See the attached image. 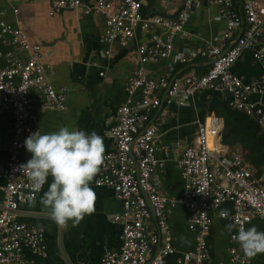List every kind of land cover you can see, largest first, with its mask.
Wrapping results in <instances>:
<instances>
[{"label":"built area","instance_id":"2783aa9c","mask_svg":"<svg viewBox=\"0 0 264 264\" xmlns=\"http://www.w3.org/2000/svg\"><path fill=\"white\" fill-rule=\"evenodd\" d=\"M6 1L14 4L18 0ZM180 1L179 12L167 17L144 15L141 0H96L90 6L83 5L82 0H50V14L60 8H81L83 13L99 14L103 19L100 40L104 43L128 47L137 32L146 37L130 46L137 65L124 81L125 97L116 108L115 124L108 129L114 147L104 153V164L94 181L97 186L113 189L122 205L121 212L113 216L122 225L121 245L116 251H105L100 264H164L165 258L176 252L170 213L178 202L187 207V227L194 234V246L178 257L181 264H205L209 258L208 234L214 216L224 218L220 215L223 202L232 205V213L225 218L231 224L239 222L238 226L247 229L252 219H264V176L222 142L223 125L218 116L198 122L195 143L185 146L175 160L184 181L180 196H168L154 185L153 175L164 167L169 151V146L163 145L164 157L156 155L158 127L149 121L162 104L181 106L188 97L205 89L224 93L229 96L230 107L253 118L264 132V107L259 100L251 99L264 93V0H241L240 10L234 9L231 0ZM200 1L218 7L225 27L217 35L218 41L189 49L179 61L199 57L210 60L206 72L150 76L147 66L171 55L176 36L183 32L189 14ZM12 10L18 11L16 7ZM2 13L0 41L7 39L13 49H0V58L4 60V65H0V114L10 112L12 127L8 159L0 171L4 179L0 264H26L23 249L42 255L45 243L42 228L18 219L20 206L33 201L39 193L20 170L32 158H24V142L37 132V110L67 109V89L52 84L47 65L40 60V44L32 42L21 27L7 22ZM244 25L234 42L226 45L232 32ZM249 49L263 72L244 81L232 71V65ZM18 51H25L27 57L23 59ZM106 54L111 55V50L107 49ZM237 231L229 235V260L233 264H253L232 238Z\"/></svg>","mask_w":264,"mask_h":264},{"label":"crops","instance_id":"0c3cea01","mask_svg":"<svg viewBox=\"0 0 264 264\" xmlns=\"http://www.w3.org/2000/svg\"><path fill=\"white\" fill-rule=\"evenodd\" d=\"M95 1L82 0L85 6L93 5ZM231 2L234 9H241V0ZM12 7L18 11L13 12ZM181 7L180 0H141V12L144 15L173 17ZM50 10V0H18L14 4L0 0L2 17L21 27L32 42L40 44V60L47 65V75L52 84L56 88L64 86L67 89V109L36 111L37 131L48 134L67 126L70 130L89 134L95 132L103 138L105 152L110 151L114 143L108 129L115 124L116 108L124 100V81L137 65V59L129 49L146 37L137 32L128 47H122L116 42L104 43L100 40L103 19L99 14L92 11L86 14L81 8H60L52 14ZM224 27L225 21L219 18L218 7L200 1L189 14L183 32L176 36L171 55L157 64L148 65V74L158 77L172 72L178 76H191L206 72L209 60L205 58L199 57L184 63L179 59L189 49L218 41L217 35ZM245 27L235 29L225 44H232ZM154 31L159 32V29L155 28ZM0 49L7 51L13 47L4 39L0 41ZM107 49L111 50V55L106 54ZM251 52L250 49L244 50L232 65V71L244 81L255 79L263 72L261 64L253 58ZM17 54L23 59L27 57L25 51H18ZM0 65H4L3 58H0ZM251 99L259 100L264 107V93L254 95ZM221 101L228 102L229 96L205 89L188 97L181 106L162 104L152 113L149 121L158 127L156 155L163 158L162 146H169L164 167L157 169L153 175L154 185L162 193L180 196L184 181L175 160L185 146L195 143L198 122L214 115L220 118L224 126L223 118L213 108ZM10 119L9 111L0 114V171L8 159V144L12 137ZM225 145L229 151L239 153L249 162L239 144ZM30 156L32 154L26 150L24 158ZM95 178L90 183L95 193L94 211L85 214L78 225L74 226L69 221L65 227L58 226L49 210L41 204V197L52 182L51 177L33 201L20 206L18 219L44 231V254L24 248L26 264H100L105 251L119 249L122 225L113 216L121 212V201L110 187L95 185ZM3 184L4 179L0 177V208ZM220 209L227 210L228 214L233 211L229 202H223ZM187 217L188 209L183 203L178 202L172 207L170 222L176 252L168 255L164 264H181L178 262L180 253L194 246V234L187 227ZM228 224H231L228 219L214 216L207 238L209 258L205 264H233L229 260L227 247L230 244L229 235L235 229L229 232L226 228ZM246 226H256L259 231H264V219L254 218ZM249 261L264 264V253L257 254Z\"/></svg>","mask_w":264,"mask_h":264},{"label":"clouds","instance_id":"9594fccd","mask_svg":"<svg viewBox=\"0 0 264 264\" xmlns=\"http://www.w3.org/2000/svg\"><path fill=\"white\" fill-rule=\"evenodd\" d=\"M25 147L32 158L20 166L35 192L52 178L48 190L41 197V204L49 210L51 218L60 227L69 221L78 225L85 214L94 211L95 193L90 187L105 161L103 138L92 132L70 130L65 126L57 132L41 134L37 131L25 140ZM227 218L228 212L220 214ZM238 223L228 224L229 232L238 229L233 236L249 259L264 253V231L256 226L245 229Z\"/></svg>","mask_w":264,"mask_h":264},{"label":"trees","instance_id":"16d2710c","mask_svg":"<svg viewBox=\"0 0 264 264\" xmlns=\"http://www.w3.org/2000/svg\"><path fill=\"white\" fill-rule=\"evenodd\" d=\"M214 107L224 121L222 142L239 144L244 157L256 168L258 175L264 176V132L257 122L242 111L230 107L228 102H218Z\"/></svg>","mask_w":264,"mask_h":264},{"label":"water","instance_id":"95a60500","mask_svg":"<svg viewBox=\"0 0 264 264\" xmlns=\"http://www.w3.org/2000/svg\"><path fill=\"white\" fill-rule=\"evenodd\" d=\"M211 61L209 60L208 63H210Z\"/></svg>","mask_w":264,"mask_h":264}]
</instances>
